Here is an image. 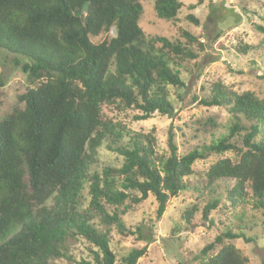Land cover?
I'll return each instance as SVG.
<instances>
[{"label": "trees", "instance_id": "obj_1", "mask_svg": "<svg viewBox=\"0 0 264 264\" xmlns=\"http://www.w3.org/2000/svg\"><path fill=\"white\" fill-rule=\"evenodd\" d=\"M141 1L0 0V50L13 55L30 85L18 97L24 109L0 119V264H52L62 258L116 264L111 229L138 239L145 229L125 227L122 217L130 210L151 196L159 221L180 192L207 191L222 180L234 182L226 190L232 209L251 198L252 207L264 210V97L215 83L207 96L193 98L201 106L224 109L229 123L207 145L182 156L171 128L167 150L159 153L154 131L132 132L103 113V107H113L137 112L135 121L155 114L173 119L168 88L185 86L179 61L199 58L195 44L204 51L205 45L184 31V42L148 37L139 26ZM181 7L180 0H153L163 21L176 22ZM186 20L198 24L191 15ZM102 35L104 40L92 42ZM1 89L0 83V105ZM207 126L210 135L219 127L213 119ZM102 146L123 162L91 173ZM226 153L234 157L216 160L203 179L186 181L194 175L195 162ZM86 186L89 202L81 209ZM218 205L217 200L207 203L201 220L210 225ZM195 211L181 215L188 226ZM94 217L103 229L92 223ZM78 239L89 248L87 257L76 261L68 250ZM239 239L251 242L229 230L217 235L201 249L197 264H247L230 243ZM146 251L147 246L130 251L121 264H139Z\"/></svg>", "mask_w": 264, "mask_h": 264}, {"label": "rangeland", "instance_id": "obj_2", "mask_svg": "<svg viewBox=\"0 0 264 264\" xmlns=\"http://www.w3.org/2000/svg\"><path fill=\"white\" fill-rule=\"evenodd\" d=\"M181 9L176 22H167L157 18L153 9V0H142V15L139 26L148 37H164L170 41L184 42L181 32H187L200 43L204 51L196 44L192 47L198 59L179 61L180 78L184 88L176 90L169 87V98L174 106L175 116L167 119L155 114L151 119L135 121L137 112H117L113 107H103V113L114 121L121 122L125 129L132 132L147 133L154 131L157 151L167 150V132L171 128L178 155L182 156L194 148L207 145L213 137L224 132L229 123L226 111L217 107H204L193 102L208 95V88L220 84L226 89L241 94L251 92L258 98L264 97V0H180ZM193 16L198 22L194 25L187 21ZM114 36V32H111ZM91 39L93 43L104 40ZM247 47L245 51L241 49ZM13 55L0 50V83L2 85L0 119L14 110H23L24 103L18 97L26 91L29 81L26 75L13 64ZM213 119L218 129L209 134L207 120ZM205 122V125H202ZM233 158L231 153L223 156L210 155L205 160L195 162L194 175L186 181L194 182L204 178L208 167L220 158ZM123 162L118 154L111 153L104 146L97 150V163L90 168L91 173H100L105 167L119 168ZM231 180L217 182L214 187L199 193L188 189L171 198L159 221L155 220L157 204L149 196L143 203L129 211L122 221L125 227L135 231L144 225L142 238L136 236L121 237L111 229V250L116 255V264L130 251L147 246L146 255L138 260L139 264H197L199 252L214 241L217 235L229 230L242 233V239L231 241L232 245L247 258V264H264V210L252 207L253 200L247 198L243 203L230 207L226 199V190L233 185ZM247 193L250 191L247 189ZM80 208L87 207L89 196L87 186L80 199ZM217 200L218 209L211 212L210 225L201 220V211L207 203ZM196 209L192 225L184 223L181 215ZM100 230L97 217L92 222ZM151 242L147 244L149 238ZM228 243V241H226ZM88 244L83 240H72L68 256L74 260L86 258ZM52 264H75L67 259H58Z\"/></svg>", "mask_w": 264, "mask_h": 264}]
</instances>
